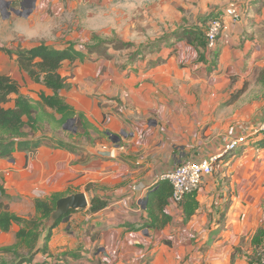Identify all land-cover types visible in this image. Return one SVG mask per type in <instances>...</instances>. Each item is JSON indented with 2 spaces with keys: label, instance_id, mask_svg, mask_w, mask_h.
Here are the masks:
<instances>
[{
  "label": "crops",
  "instance_id": "0c3cea01",
  "mask_svg": "<svg viewBox=\"0 0 264 264\" xmlns=\"http://www.w3.org/2000/svg\"><path fill=\"white\" fill-rule=\"evenodd\" d=\"M189 1L193 30L205 33L211 17L227 23L214 55L206 54L200 62L195 46L171 39V47L143 60L135 73L79 70L72 72L70 83L62 73L65 63L78 67L100 59L65 61L60 73L67 87L60 95L85 114L93 129L90 141L74 134L55 140L77 144L83 139L82 162L81 156L47 143L0 158V185L9 196L5 200L23 218L36 214L37 198L54 194L84 192L89 205L95 193L111 198L97 213L88 205L65 215L52 230L48 254L38 253L24 264H82V257L103 264H147L149 257L150 264L259 263L264 246L256 249L252 238L264 226V148L251 137L235 151L225 154V147L264 118L262 87L251 83L245 89L253 69L264 67V0ZM232 3L239 20L226 14ZM41 86L42 92L53 94ZM96 150L112 154L102 157ZM212 154L222 157L196 191L197 206L188 222H183V205L169 202L171 222L144 227V200L161 175ZM19 229L16 223L8 231L0 229V246L15 242Z\"/></svg>",
  "mask_w": 264,
  "mask_h": 264
},
{
  "label": "trees",
  "instance_id": "16d2710c",
  "mask_svg": "<svg viewBox=\"0 0 264 264\" xmlns=\"http://www.w3.org/2000/svg\"><path fill=\"white\" fill-rule=\"evenodd\" d=\"M173 36L171 39L185 40L195 46L199 53V61H206V39L203 30L192 29L187 31L183 28L177 30ZM108 43L107 39L93 34L91 43L85 47L86 50L78 48L74 42H70L62 48L41 43L34 47L15 51L6 48L2 49L11 57H16L20 69L26 72L34 82L51 89L53 94L47 95L42 92L40 100L33 101L20 93L19 85L16 81L8 76L0 75V158H10L15 151H34L47 143L81 156L79 161L82 162L81 159L84 154L79 145L61 139L51 143L49 141L52 140L46 141V137L43 134H39L42 130L40 115L47 113V107L50 108L54 116L51 114L49 116H52L56 123L61 126H64L67 121L74 118L77 124L74 136L85 137L88 141L91 140V130L93 128L85 114L77 112L60 95V92L67 87V79L61 75L60 69L65 61H69L72 64L75 62L95 61L102 58L109 59L110 56L107 53V49L103 48ZM121 45L128 48L133 46L131 43ZM251 83L260 84L264 90V67H255L253 69L251 80L247 82L245 89ZM241 92L242 90L234 93L232 100H235ZM12 93L17 94L14 106L5 107L4 104L9 102V95ZM255 144L264 148V136L258 137ZM90 189L91 185L89 184L87 190ZM195 193L196 191L188 194L181 202L184 207V223L188 222L195 213L194 209L197 206V202L194 200ZM172 194L173 187L167 180H159L156 185L148 190L147 218L144 227L162 228L171 222L172 216L166 212V206L169 204ZM63 196L54 194L46 198H37L34 203L36 214L31 218H23L10 209L9 202L5 200L9 196L3 186L0 185V229L8 231L13 223L20 226V229L15 234V242L0 246V252L5 255L0 260V264L30 263L36 254H48V243L52 237L53 229H45V221L49 219L51 213L55 210L57 200ZM110 200L111 198L109 197L95 193L90 198L89 210L92 213H97L104 209ZM61 220L58 221L57 225ZM210 241L202 248L203 251L207 249ZM252 244L256 249L264 246V226L255 232ZM98 249L99 246L93 249L95 255L99 254ZM151 260L152 258L149 257L147 264H150ZM80 262L82 264H103L98 258L91 259L87 257L80 258Z\"/></svg>",
  "mask_w": 264,
  "mask_h": 264
},
{
  "label": "rangeland",
  "instance_id": "374dc122",
  "mask_svg": "<svg viewBox=\"0 0 264 264\" xmlns=\"http://www.w3.org/2000/svg\"><path fill=\"white\" fill-rule=\"evenodd\" d=\"M6 1L10 3H0V75L16 81L20 93L33 101L39 100L42 86L22 71L16 57L8 55L3 48L15 51L41 43L62 48L74 42L78 48L86 50L93 34L107 39L109 43L103 48L107 49L109 59L102 58L78 67L65 63L62 73L70 83L72 72L75 74L79 70L87 74L113 69L135 73L140 64H144L143 60H149L148 57L153 58L162 48L173 45L171 37L177 30H192L190 24H194L189 0ZM127 43L133 46L121 45ZM111 77L113 75L109 73L107 78ZM261 92L263 97L264 90ZM16 97L17 94H10L9 102L4 106L13 107ZM49 114L53 115L48 111L40 115L42 130L39 133L52 140L49 142L76 132L75 121L69 120L61 126ZM250 139L255 140L254 137ZM76 142L83 146V139Z\"/></svg>",
  "mask_w": 264,
  "mask_h": 264
},
{
  "label": "built area",
  "instance_id": "2783aa9c",
  "mask_svg": "<svg viewBox=\"0 0 264 264\" xmlns=\"http://www.w3.org/2000/svg\"><path fill=\"white\" fill-rule=\"evenodd\" d=\"M226 14L234 20L241 18V14L234 4L227 8ZM226 29L227 23L223 17H211L209 19L205 31V52L208 56L213 55L217 51L219 38ZM262 136H264V118L249 134L239 136L228 142L225 147V153L237 150L240 145L248 141L249 137H254L256 142V139ZM221 157L222 155L212 154L200 159H191L176 165L162 174L160 179L169 181L173 187L170 203L181 204L185 196L197 191L204 180L215 173L217 163ZM258 264H264V249L262 250L261 259Z\"/></svg>",
  "mask_w": 264,
  "mask_h": 264
},
{
  "label": "water",
  "instance_id": "95a60500",
  "mask_svg": "<svg viewBox=\"0 0 264 264\" xmlns=\"http://www.w3.org/2000/svg\"><path fill=\"white\" fill-rule=\"evenodd\" d=\"M7 3L6 0H0V3ZM13 11H16L14 8ZM71 121H75V119H71ZM76 131V130H75ZM95 153L102 157H110L112 152L111 151H102L96 150ZM147 198L144 200V204L146 205ZM89 205V200L87 195L84 192L73 193L67 196H63L56 202L55 210L51 213L49 219L45 222V229H53L58 221L62 219L65 215H67L71 210L76 209H84L87 208Z\"/></svg>",
  "mask_w": 264,
  "mask_h": 264
}]
</instances>
